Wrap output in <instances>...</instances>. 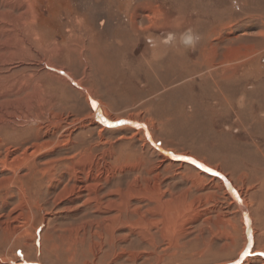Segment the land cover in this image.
I'll return each mask as SVG.
<instances>
[{
    "label": "rangeland",
    "instance_id": "374dc122",
    "mask_svg": "<svg viewBox=\"0 0 264 264\" xmlns=\"http://www.w3.org/2000/svg\"><path fill=\"white\" fill-rule=\"evenodd\" d=\"M67 256L264 264V0H0V264Z\"/></svg>",
    "mask_w": 264,
    "mask_h": 264
},
{
    "label": "crops",
    "instance_id": "0c3cea01",
    "mask_svg": "<svg viewBox=\"0 0 264 264\" xmlns=\"http://www.w3.org/2000/svg\"><path fill=\"white\" fill-rule=\"evenodd\" d=\"M171 156L173 157L174 160H172V161L169 160V163L179 164L181 166H182V164H184V165H189L191 167H195V168L199 169V167L197 166L199 163H197V162L196 163H192L191 161H185V162H183V160L182 159H178V156L177 155H174V153H171ZM94 163L95 164H98V162H94ZM106 168H110L111 169V167L109 166V164L106 166ZM96 169H98V168H96ZM57 180H59V178H57ZM57 183L60 184L59 182H57ZM108 183H109V181L107 183H105V184H108ZM65 185H67V184L64 183L63 186H65ZM64 190L66 191V189L63 188V190H62L63 194H65V191ZM113 191L114 190H111L112 193H117L118 195H122V191H120V190L117 191V192H113ZM122 202H123V200L120 202V204H118V205H122L121 206V209H122L121 210V213H124L127 210L126 212H127V216H128V213H130V210H129L128 207H125L124 204H121ZM111 210H113V207L111 208ZM115 218H116V216L115 215H112L110 217H107L106 218V221H105L106 222V225H105V230L106 231L105 232L107 233V237H108L107 238V242H106L107 244H115L114 243V240H115V237L116 236L113 235V232L115 230V227H117V226L120 227L119 225H121L123 227L128 228V230H134V227L136 225V223H134L135 220L132 222L131 218H127V221L126 222H124V221L118 222L119 225H114V223H116L115 220H114ZM107 220H113V222L111 223V222H109ZM146 221H148L149 223H151V220H146ZM181 221L182 220H179V221L178 220H173V221H167V222L165 221V224L167 226H170L169 227L170 230H167L166 227L163 228L162 229V232H160V237L159 238L166 239L168 241V244H177L176 243V239L174 237L181 238L185 234V230L183 229L184 224ZM177 228L179 230H176ZM129 232L132 233V231H129ZM138 233L139 232H137V236H138V238L139 237L141 238L140 240H142V242H141L142 244H144V243H146V244L154 243V240H151V237L150 236L147 237V235L145 233H141V234L140 233L138 234ZM169 233L172 234V235H175L176 234V236H170ZM132 234H134V233H132ZM116 238H118L119 240H124V241H129L130 240L129 236H126V235H124L122 237H116ZM36 246H38V244ZM17 254H18V252H17ZM16 256H18V255H16ZM55 256H56V254H55ZM70 257L71 256H67V258L64 259V261L65 260L66 261L63 262V263L69 264V263H67V261H68V259H70ZM12 262L15 263L17 261H12ZM52 263H55V261L53 260ZM31 264H39V263L38 262H32ZM218 264H226V262H221V263H218Z\"/></svg>",
    "mask_w": 264,
    "mask_h": 264
},
{
    "label": "clouds",
    "instance_id": "9594fccd",
    "mask_svg": "<svg viewBox=\"0 0 264 264\" xmlns=\"http://www.w3.org/2000/svg\"><path fill=\"white\" fill-rule=\"evenodd\" d=\"M174 39V35L169 33L165 42H171ZM200 37L195 35L192 29H188L183 35V43L185 46L194 47Z\"/></svg>",
    "mask_w": 264,
    "mask_h": 264
},
{
    "label": "snow or ice",
    "instance_id": "6c2138e0",
    "mask_svg": "<svg viewBox=\"0 0 264 264\" xmlns=\"http://www.w3.org/2000/svg\"><path fill=\"white\" fill-rule=\"evenodd\" d=\"M118 123H124V121H119ZM178 159H189V158L188 157H178ZM191 162L192 163H196V161H194V160H192ZM197 166L202 168V169H204L205 171H209V172L212 171L211 169L205 168L204 165H202V164H198ZM213 174L214 175H219V173H213Z\"/></svg>",
    "mask_w": 264,
    "mask_h": 264
},
{
    "label": "bare ground",
    "instance_id": "6f19581e",
    "mask_svg": "<svg viewBox=\"0 0 264 264\" xmlns=\"http://www.w3.org/2000/svg\"><path fill=\"white\" fill-rule=\"evenodd\" d=\"M96 111H97V109H96ZM88 187H90V186H88ZM77 188V187H76ZM78 189H80V188H78ZM70 190H72V189H70ZM73 190H75V188L73 187ZM90 190H91V188H90ZM65 191V190H64ZM69 192V191H68ZM93 192H94V190H93ZM241 207H242V205H241Z\"/></svg>",
    "mask_w": 264,
    "mask_h": 264
}]
</instances>
